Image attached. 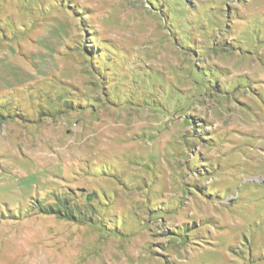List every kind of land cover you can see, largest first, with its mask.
<instances>
[{"label":"rangeland","instance_id":"374dc122","mask_svg":"<svg viewBox=\"0 0 264 264\" xmlns=\"http://www.w3.org/2000/svg\"><path fill=\"white\" fill-rule=\"evenodd\" d=\"M0 264H264V0H0Z\"/></svg>","mask_w":264,"mask_h":264},{"label":"trees","instance_id":"16d2710c","mask_svg":"<svg viewBox=\"0 0 264 264\" xmlns=\"http://www.w3.org/2000/svg\"><path fill=\"white\" fill-rule=\"evenodd\" d=\"M87 53V52H86ZM87 54H89L90 55V53H87Z\"/></svg>","mask_w":264,"mask_h":264}]
</instances>
